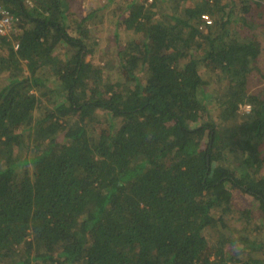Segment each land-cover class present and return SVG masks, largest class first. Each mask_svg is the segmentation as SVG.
Here are the masks:
<instances>
[{"label":"trees","instance_id":"1","mask_svg":"<svg viewBox=\"0 0 264 264\" xmlns=\"http://www.w3.org/2000/svg\"><path fill=\"white\" fill-rule=\"evenodd\" d=\"M32 1L2 0L0 264H264V0L125 1L106 64L97 10Z\"/></svg>","mask_w":264,"mask_h":264},{"label":"rangeland","instance_id":"2","mask_svg":"<svg viewBox=\"0 0 264 264\" xmlns=\"http://www.w3.org/2000/svg\"><path fill=\"white\" fill-rule=\"evenodd\" d=\"M198 0H187L188 5H194ZM125 5L124 0H73L72 8L74 12L80 17L85 16L92 10H97L99 17L94 15V19L89 21V26H92L94 30V35L97 36L96 42V52L94 54H89L88 59H92L95 63L106 64L110 59H116V50L118 45L117 31L115 25L112 24V19L118 17L126 16L128 12L123 10L122 7ZM125 13V14H123ZM100 18L102 20H100ZM102 23V24H101ZM121 29V28H120ZM75 34L74 31H72ZM130 39V32H121L119 36L120 42L125 45ZM70 47L62 46L60 52L67 51ZM260 63L262 71L264 73V52L261 55ZM114 72V71H113ZM116 75L114 74V77ZM264 84V77L259 74L253 76V81L251 83V89L257 90ZM213 100H210L213 104ZM243 111H247L246 107ZM218 113V111H216ZM234 210L227 215V219L233 230L239 231L243 228L246 223L244 216H241V210L248 208H253L255 203V198L245 194L241 190H236L234 193ZM255 208V207H254Z\"/></svg>","mask_w":264,"mask_h":264},{"label":"built area","instance_id":"3","mask_svg":"<svg viewBox=\"0 0 264 264\" xmlns=\"http://www.w3.org/2000/svg\"><path fill=\"white\" fill-rule=\"evenodd\" d=\"M131 1V0H124ZM137 1V0H135ZM142 1L145 5L152 4L155 0H138ZM28 5L33 6L32 0H26ZM19 18L0 0V35H13L18 33L20 28L18 25ZM203 23L200 25V28H203L204 25H209L213 22L212 18L207 14H202ZM15 47H18V44H15ZM249 110L250 105L245 106Z\"/></svg>","mask_w":264,"mask_h":264}]
</instances>
